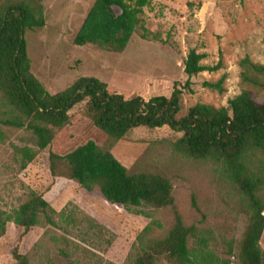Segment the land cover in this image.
I'll return each mask as SVG.
<instances>
[{"label": "rangeland", "instance_id": "374dc122", "mask_svg": "<svg viewBox=\"0 0 264 264\" xmlns=\"http://www.w3.org/2000/svg\"><path fill=\"white\" fill-rule=\"evenodd\" d=\"M39 1L45 25L25 31L24 39L30 71L51 95L89 77L104 83L109 93L126 98L137 94L144 100L169 97L174 83L179 88L185 83L183 64L193 50L204 55L201 65L212 67L219 61L221 65L214 72L204 71L191 78V92L182 90V110L195 104L218 109L247 89L241 82L240 61L244 57L254 64H264V0H151L122 53L92 44L73 45L94 0ZM221 77L223 92L202 86ZM247 90L255 96L252 89ZM84 106L81 103L68 113V124L24 170H20L12 146L27 144L28 133L0 128L4 134L0 142V218L10 215L34 191L53 209V201H59L61 209L83 212L106 231L100 236L96 229L80 226L63 233L44 224L40 217L29 238L17 243L22 229L7 223L0 237V264H14L10 251L15 246L29 264H132L138 255L135 239L139 232L155 221L160 229L153 237L163 235L172 226L174 213L184 225L208 230L209 248L219 257L226 256L231 246L229 258L234 263L232 257L249 218L243 210V196L218 163L195 160L176 151L173 143L180 134L167 127L134 129L113 145L111 153L126 168L169 179L174 208L143 209L149 218L130 214L107 204L97 189L87 193L74 182L50 176L49 151L65 155L87 141L105 145L104 135L92 126ZM259 160L257 166L264 173V160ZM195 245L193 239L188 240L189 247ZM259 246L264 253V230ZM157 264L170 263L161 260Z\"/></svg>", "mask_w": 264, "mask_h": 264}, {"label": "trees", "instance_id": "16d2710c", "mask_svg": "<svg viewBox=\"0 0 264 264\" xmlns=\"http://www.w3.org/2000/svg\"><path fill=\"white\" fill-rule=\"evenodd\" d=\"M151 0H94L72 43L92 44L99 49L122 53L140 23V15ZM45 25L39 0H3L0 2V128L23 130L28 134L24 146H12L20 161V170L32 163L55 139L56 132L69 122L68 113L84 103V112L92 126L105 137L100 147L93 141L77 146L65 155L48 152V170L52 178L76 183L85 192L97 189L109 205L134 215L149 218L143 209L174 208L172 184L166 177L134 168L116 160L111 148L137 128L157 130L167 127L180 137L173 143L176 151L195 160H212L224 170L244 199L248 214L237 252L229 246L226 256L219 257L209 248L211 233L186 226L174 213L172 226L161 236L153 237L160 225L149 222L136 236L138 255L132 264H264L259 242L264 230V173L257 166L264 160V64H254L248 57L240 61L241 82L246 89L230 99L226 107L213 108L195 104L182 110V90L191 92V78L199 73L214 72L200 64L204 58L191 50L183 64L186 81L182 88L173 84L169 97L154 96L144 100L138 95L128 98L109 93L104 83L83 77L68 88L49 94L30 71L26 52L25 31ZM203 82L202 86L223 92L221 84ZM4 134L0 132V142ZM58 168L64 170H58ZM44 224L67 233L69 228L84 226L100 234L106 229L83 212L66 208L54 210L41 194L30 191L28 199L12 213L0 218V237L7 223L22 229L20 243L30 230ZM193 239L195 247L188 246ZM14 264H29L27 257L12 248Z\"/></svg>", "mask_w": 264, "mask_h": 264}, {"label": "crops", "instance_id": "0c3cea01", "mask_svg": "<svg viewBox=\"0 0 264 264\" xmlns=\"http://www.w3.org/2000/svg\"><path fill=\"white\" fill-rule=\"evenodd\" d=\"M117 94V93H116ZM138 95V94H137ZM139 96V95H138ZM130 97V96H129ZM141 97V96H140ZM52 206L54 207V209L56 210V211H60V209L62 208V206H61V204L59 203V201H53V203H52ZM31 235V232H29L28 233V235H26L25 237H24V239H23V241H26L28 238H29V236Z\"/></svg>", "mask_w": 264, "mask_h": 264}]
</instances>
